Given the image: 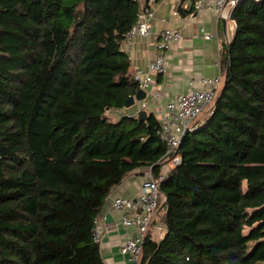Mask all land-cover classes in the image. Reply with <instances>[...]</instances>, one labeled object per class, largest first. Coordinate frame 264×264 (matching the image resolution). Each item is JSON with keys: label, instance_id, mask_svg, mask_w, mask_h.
Segmentation results:
<instances>
[{"label": "trees", "instance_id": "trees-1", "mask_svg": "<svg viewBox=\"0 0 264 264\" xmlns=\"http://www.w3.org/2000/svg\"><path fill=\"white\" fill-rule=\"evenodd\" d=\"M147 6L0 0V264H105L108 196L160 174L159 120L107 117L140 89L122 44ZM235 9L223 87L161 184L165 237L150 230L140 264H264V0Z\"/></svg>", "mask_w": 264, "mask_h": 264}, {"label": "crops", "instance_id": "crops-1", "mask_svg": "<svg viewBox=\"0 0 264 264\" xmlns=\"http://www.w3.org/2000/svg\"><path fill=\"white\" fill-rule=\"evenodd\" d=\"M196 1L140 0L143 6L150 5L154 10L152 31L149 36H135L122 44V50L131 61L130 73L134 76L138 69H146L156 58V46L161 32L176 29L181 34V38L174 41L166 52V70L153 75L154 81L148 87L147 98L143 101L146 104L145 110L158 120L163 116L168 101L190 90L192 80L214 78L221 73L224 48L231 43L235 34V21L230 17L221 19L205 8L196 10ZM205 34L212 35V38L206 39ZM143 102L124 110H110L107 117L117 122L122 117V112L135 114ZM205 117L202 114L197 121L203 123ZM173 168L170 164H162L160 174L169 175ZM150 169L141 168L128 175L106 200L100 213L103 229L100 248L105 264H132L120 250L125 239L135 236L136 231L123 225L122 213L114 208V202L118 197L138 195ZM165 232L166 211L162 204L152 224V239L161 242Z\"/></svg>", "mask_w": 264, "mask_h": 264}, {"label": "built area", "instance_id": "built-area-1", "mask_svg": "<svg viewBox=\"0 0 264 264\" xmlns=\"http://www.w3.org/2000/svg\"><path fill=\"white\" fill-rule=\"evenodd\" d=\"M153 0H151L152 2ZM241 0H197L194 8H202L216 13L221 19H228L231 12ZM177 14V12H175ZM154 10L149 5L140 14L136 24L127 34V39L135 36H149L152 31V20ZM210 40L212 35L205 34ZM181 38L176 29L165 30L160 33L157 42V55L146 69H138L134 74V80L139 88L147 92L148 87L153 83V75L163 73L166 70V52L174 41ZM224 82V76L220 73L217 77L192 80L190 90L177 95L166 104V109L159 120L163 129V136L167 143V151L163 157L162 164H171L173 167L181 162L178 154L184 135L187 131L192 132L198 129L197 119L206 110L215 105L218 94ZM198 84L202 86L199 87ZM203 87V88H202ZM141 105V104H140ZM143 102L135 114L121 113V116L136 117L140 109H145ZM168 175L160 174L155 176L150 169L142 182L140 193L134 197H118L114 202V208L122 213V223L127 229H135V236H128L121 246V253L128 256L130 263L140 264L142 247L151 230L153 220L159 211L164 195L160 187ZM103 229L101 216L95 220L94 239L101 242Z\"/></svg>", "mask_w": 264, "mask_h": 264}, {"label": "water", "instance_id": "water-1", "mask_svg": "<svg viewBox=\"0 0 264 264\" xmlns=\"http://www.w3.org/2000/svg\"><path fill=\"white\" fill-rule=\"evenodd\" d=\"M230 19L235 21L236 20V9L234 8L231 12ZM147 98V92L143 89H139L138 93L135 96L130 97L125 105V108H132L133 106L137 105L140 102H143ZM149 113L145 109H140L138 112V118L139 120H147L149 118ZM190 132L187 131L184 135V138L189 134Z\"/></svg>", "mask_w": 264, "mask_h": 264}, {"label": "rangeland", "instance_id": "rangeland-1", "mask_svg": "<svg viewBox=\"0 0 264 264\" xmlns=\"http://www.w3.org/2000/svg\"><path fill=\"white\" fill-rule=\"evenodd\" d=\"M134 107V106H133ZM171 165V164H170Z\"/></svg>", "mask_w": 264, "mask_h": 264}]
</instances>
